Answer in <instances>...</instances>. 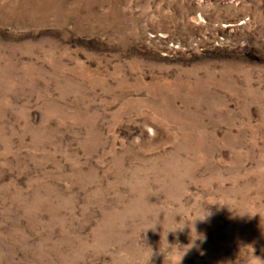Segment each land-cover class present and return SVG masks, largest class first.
Instances as JSON below:
<instances>
[{
    "label": "rangeland",
    "instance_id": "1",
    "mask_svg": "<svg viewBox=\"0 0 264 264\" xmlns=\"http://www.w3.org/2000/svg\"><path fill=\"white\" fill-rule=\"evenodd\" d=\"M0 264H264V0H0Z\"/></svg>",
    "mask_w": 264,
    "mask_h": 264
}]
</instances>
